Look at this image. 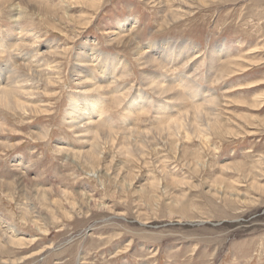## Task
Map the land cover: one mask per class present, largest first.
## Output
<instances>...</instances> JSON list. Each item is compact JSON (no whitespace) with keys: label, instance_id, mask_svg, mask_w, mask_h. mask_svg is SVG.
Listing matches in <instances>:
<instances>
[{"label":"rangeland","instance_id":"obj_1","mask_svg":"<svg viewBox=\"0 0 264 264\" xmlns=\"http://www.w3.org/2000/svg\"><path fill=\"white\" fill-rule=\"evenodd\" d=\"M14 25L17 55L57 69L45 83L0 54L34 87L0 104L1 228L34 240H3L0 264H264V0H0V38ZM151 43L179 64L144 63ZM85 46L129 72L78 78ZM98 95L93 132L70 127L71 100Z\"/></svg>","mask_w":264,"mask_h":264},{"label":"bare ground","instance_id":"obj_2","mask_svg":"<svg viewBox=\"0 0 264 264\" xmlns=\"http://www.w3.org/2000/svg\"><path fill=\"white\" fill-rule=\"evenodd\" d=\"M128 21H126L125 23H127ZM125 23L122 22L121 24L118 25V27L123 28L125 26ZM10 29V28H9ZM13 29H16L18 30V27L16 25L13 26L12 29H10V32L8 30L2 32V37L0 38V54H3L5 53V50L8 51L10 49H12V51L14 53L16 52H19V48L22 44L26 45V44H29V43H26L30 36L25 34V33H28V32H31L30 29L28 30H23V29H19V37L16 38L17 41H21L20 43L18 42V44L16 43L15 44V39L14 37L12 38L11 35H15L14 34V30ZM119 29V28H118ZM18 35V34H17ZM33 39L32 40H36V35H32ZM34 40V42H35ZM31 45V43L29 44ZM25 48V47H24ZM147 49H150L151 53L150 55H147L148 57L146 58H141V59H144V63L146 64H153L155 65L156 67H159V69L162 70V68H164V66L162 67V63H158L156 62L157 61V58H160L161 59H165L164 63L167 64V63H176V65L179 64L180 60H181V57H182V53H183V49H178V52L175 53V50H171L170 53L166 54L164 53V48L163 49H160L158 46L154 45L153 43L151 44H148L147 45ZM35 50V49H34ZM11 51V50H10ZM11 51V52H12ZM21 51V50H20ZM32 51V50H31ZM167 51V49H166ZM36 52V51H35ZM78 53L75 54V61L77 63H82V64H87L89 63L88 65L89 66H86V65H75L74 67H77L78 66V69L77 68H74V75L75 76H78L79 78V75L83 72L82 71H85L86 75H88V72L91 70V72L94 70H98L100 71V73L102 75L105 74L104 78H101L104 82H110L111 80V85H116V83L113 81V79L115 78L114 74L116 72V68L115 67H118L119 65H121L122 67V73L121 75L123 74H127L129 72V68L127 67V64L126 62H124L120 57L116 58L115 56H111V55H107V54H101L98 50L96 49H93L91 47H80L77 51ZM141 52V51H138V53ZM148 52H146L144 55H146ZM173 53V54H172ZM9 54V53H8ZM34 53H27V54H22L20 52V54L17 55H14L15 57H17L16 59L20 62L23 63H26L29 64V67L33 70V73L35 76L37 77H40V78H43V80H45L46 82L45 83H50L51 82V79L50 77H52L54 75V70L57 69V67L55 65H51L49 63H46V67L43 65H39L38 62L37 63H34L35 60L34 58H36V54ZM142 54V53H141ZM6 55V54H5ZM143 55V54H142ZM174 55V56H173ZM160 56V57H159ZM38 57V56H37ZM39 58V57H38ZM15 59V58H14ZM33 59V60H31ZM87 62V63H86ZM92 62V63H90ZM96 62V63H94ZM163 63V64H164ZM10 64V63H9ZM169 65V64H168ZM184 65V64H183ZM182 65V66H183ZM6 66V65H5ZM149 66V65H148ZM7 67V66H6ZM28 67V68H29ZM89 67V68H87ZM179 67V66H178ZM7 68H10V67H7ZM174 68V67H173ZM184 68V67H183ZM12 69V68H11ZM27 70V69H26ZM25 71V70H24ZM7 74V77L6 75ZM120 75V76H121ZM155 76V75H154ZM111 77V78H110ZM146 77V76H145ZM159 75L155 76L154 79H152V81L149 80V84H155L154 86L156 88H159L158 84H156V80L159 79ZM24 78V77H23ZM22 78V79H23ZM179 78L183 79L182 75H179V77H177V80H179ZM21 77L17 74L16 71H8L7 69H5V67L3 65L0 64V104L5 106L6 108L7 107H12V108H15V109H20L22 110L23 108H25V105L27 104L26 102L20 100V99H17L16 97H18L20 95V97L22 96H30L32 95V92L31 91L34 87H32V84H29L27 85L26 84V80H22ZM180 79V80H181ZM42 80V81H43ZM176 81V80H175ZM187 84H191V81L190 80H185ZM184 81V82H185ZM39 82V81H38ZM96 81H94L95 83ZM114 83V84H113ZM37 84V83H36ZM148 84V85H149ZM34 85V84H33ZM157 85V86H156ZM194 86V87H193ZM95 88H100L99 86H94ZM192 87V88H191ZM198 87H196L195 85H191L190 86V91L193 93V96L195 95H199L197 92V89ZM31 89V90H30ZM116 89V88H115ZM164 90V89H162ZM165 92V91H164ZM115 94H118L120 95V91L119 89L118 90H115L114 92ZM197 93V94H196ZM107 94V93H106ZM121 95H124V94H121ZM175 95V94H174ZM177 96V95H176ZM31 97V96H30ZM29 98V97H28ZM145 97L142 96V94L138 91L137 94L135 95V97H132V99L129 101L130 103H128L125 107L126 109L131 112V111H135V109H139V108H143L145 107L144 105H142L143 103L141 102L142 99H144ZM115 100H117L118 98L114 97ZM123 99V98H122ZM137 99H139L140 101H138ZM71 100V99H70ZM75 100V101H74ZM74 100H71V107L69 109V111L67 112L66 115H68V118L70 120V127H73V126H77L78 129L81 130V132H89L91 133L93 129V127H91V129H87L88 127L91 126V123H92V119H93V116L95 115L98 116L97 113L100 112L101 109H103L102 107V103L105 99L102 98L101 95H98V97H92L90 99L88 98H79V99H74ZM196 100V99H195ZM138 102V103H137ZM140 102V103H139ZM162 102H159V105L161 104ZM73 104V105H72ZM174 104V103H173ZM159 105H156L154 106V112L156 114H160L161 115V112L162 110H165V106H159ZM162 107V108H161ZM202 108V107H201ZM126 110V111H127ZM197 110V109H196ZM202 110V109H200ZM161 111V112H160ZM102 112V111H101ZM101 112L99 114H101ZM188 112V111H187ZM190 113V112H189ZM192 114V113H191ZM103 115V114H102ZM182 116V115H181ZM180 116V117H181ZM184 116V115H183ZM204 116V115H203ZM185 117V116H184ZM185 119V118H184ZM188 119V118H187ZM186 119V120H187ZM173 120V119H171ZM184 122V121H183ZM182 123V122H181ZM181 123H179V121H175L174 120V124L178 127L181 126ZM193 123V122H192ZM2 123H0V127H1ZM87 125V126H86ZM168 125V124H167ZM183 125V123H182ZM191 125V124H190ZM86 126V127H84ZM95 127V126H94ZM101 128V127H100ZM104 128V127H103ZM177 128V127H176ZM181 128V127H180ZM2 129V127L0 128ZM102 129V128H101ZM100 129V130H101ZM107 129V128H105ZM104 129V131H106ZM175 129V128H174ZM177 130V129H176ZM110 131V130H109ZM179 131V130H178ZM93 132V131H92ZM103 132V130L101 131ZM112 132V131H110ZM185 132V131H184ZM95 133V131H94ZM107 133V132H106ZM109 134V133H108ZM112 134V133H111ZM186 134V133H185ZM96 135V134H95ZM103 135V134H102ZM100 135V136H102ZM143 135H145L143 133ZM93 136V135H92ZM91 136V137H92ZM97 136V135H96ZM189 136V135H188ZM102 140V139H101ZM110 142V141H109ZM86 154V153H84ZM83 154V155H84ZM19 162V161H18ZM20 164V163H18ZM88 204V203H87ZM103 209V208H102ZM37 221V220H36ZM1 223H0V249L3 250L4 249V244H3V240H5L10 246H16L18 247L19 249V246H23V245H31L33 246V242L34 240H32L33 238H29V240H25V238L23 236H18V232L15 230V227L12 225V224H7L5 227L1 228ZM4 226V225H3ZM6 247V246H5ZM20 248H23V247H20ZM14 249V248H12ZM31 249V248H30ZM39 251V250H38ZM36 252V251H35ZM40 252V251H39ZM42 253V251L40 252ZM40 253H34L32 254L34 257L35 255H38ZM31 256L28 258H32ZM81 258V257H80ZM14 261V260H13ZM17 263V262H16Z\"/></svg>","mask_w":264,"mask_h":264}]
</instances>
